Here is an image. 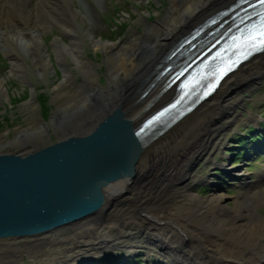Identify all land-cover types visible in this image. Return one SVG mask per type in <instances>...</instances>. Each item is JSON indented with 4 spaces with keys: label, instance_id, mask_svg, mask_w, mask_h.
I'll list each match as a JSON object with an SVG mask.
<instances>
[{
    "label": "bare ground",
    "instance_id": "1",
    "mask_svg": "<svg viewBox=\"0 0 264 264\" xmlns=\"http://www.w3.org/2000/svg\"><path fill=\"white\" fill-rule=\"evenodd\" d=\"M73 1L37 0L33 5L30 0H0L4 23L0 44L6 48V38L13 40L8 50L12 73L29 79L27 57L40 74L54 71L49 45L41 37L54 23L60 34L50 46L64 67L59 83L45 81L52 94L49 116L32 98L34 104L25 105L32 104L38 114L25 126L14 128L11 136V129L5 131L0 137V154L34 153L58 141L84 136L111 112L120 113L135 128L174 93L175 85L165 89L166 76L157 78L162 68L158 64L173 63L181 54L177 51L172 60H165L167 51L195 23L232 0H169L164 11L157 7L142 12L135 27L116 41L95 36L87 16L71 11ZM156 2L161 6V0ZM83 32L90 34L91 55L84 50ZM35 45L41 49L40 61ZM263 77L264 52L240 65L211 97L144 144L133 175L104 187L103 204L96 212L39 239L42 244L53 242V247L43 263L31 247L27 254L32 264H84L102 250L128 244L127 237L139 239L142 234L146 238L140 247L157 253L159 264H264V218L259 212L264 209V178L258 184L242 181L240 195H245L242 199L235 196L231 207L224 203L226 194L205 196L196 190L197 184L211 180V171L193 179L199 165L226 143L227 130L244 103L239 95L251 91ZM0 96L8 97L1 75ZM124 223L135 234L126 235ZM142 223L146 226L138 227ZM115 227L120 228V236L109 238ZM14 240H0L1 260L15 261V256L22 255L23 251L14 249Z\"/></svg>",
    "mask_w": 264,
    "mask_h": 264
},
{
    "label": "water",
    "instance_id": "2",
    "mask_svg": "<svg viewBox=\"0 0 264 264\" xmlns=\"http://www.w3.org/2000/svg\"><path fill=\"white\" fill-rule=\"evenodd\" d=\"M139 150L115 112L84 136L0 154V238L34 236L92 213L106 185L132 175Z\"/></svg>",
    "mask_w": 264,
    "mask_h": 264
},
{
    "label": "rangeland",
    "instance_id": "3",
    "mask_svg": "<svg viewBox=\"0 0 264 264\" xmlns=\"http://www.w3.org/2000/svg\"><path fill=\"white\" fill-rule=\"evenodd\" d=\"M162 4L160 6V4H158L156 2V0H98V3L100 4L99 8H96L95 5H93L92 3H89L87 0H76V8L79 7L82 9V14L87 16V19L89 21V27L90 30L92 32L95 33V36L97 37H101L104 40H109V41H116L119 40L120 38H123L126 34L129 33V31L131 30L130 28H134L135 27V23L137 22V20H139L140 18V14L144 11H146L148 8L153 9V8H157L160 7L162 8V10H165V5L168 4L169 0H161ZM117 4L118 8H122L123 11L120 12V14L122 15L125 11H129L131 10L132 12V16H131V12H130V20H128V23L126 26V24H124L122 27H119L117 30L114 29L115 27V23H116V18L113 17V12H114V5L113 4ZM137 7V11L135 9V7ZM132 7H134L132 9ZM135 9V11H134ZM135 13V14H134ZM126 15V14H124ZM128 17V15H126ZM109 18H112V21L109 20ZM126 18V17H125ZM123 18V19H125ZM60 34L59 29L56 26H52V29H46L45 32L41 33L43 40L45 41L46 44L49 45V50L51 55H54L53 52V48L52 46H50V40L52 39V36L56 37L57 35ZM54 39V38H53ZM52 39V40H53ZM67 39V38H66ZM3 47L0 45V51H2ZM90 50V51H89ZM85 51L88 52V55L93 54V50L91 51V49H87L85 48ZM3 54V52H2ZM6 54V53H5ZM97 54L100 56L99 51L97 52ZM2 55H0V58ZM53 60H56V56L54 55ZM97 59V58H96ZM6 64V63H5ZM5 64H3L0 61V72L2 74V76L6 79V86L9 90V92L12 94V96L16 97V99L18 100V102L16 104H13V106H11L10 108H8L6 111L7 115L10 117V119H4L3 118V111L2 114L0 112V137L4 136L5 131H7V129H11V133L9 134L10 136L13 134V129L16 128L17 126H21L24 125L27 120H31L32 119V115H37L38 114V110L35 111L36 108L30 107L32 104H34V99L33 101L31 100L32 98H34L33 95H37L36 93H40L43 91V95H45L46 93L50 96H52L50 90L48 89V84L47 83H51V80L53 79V82L59 83L60 82V75H62V70L61 74L59 72H57V76L55 75L54 72H52L51 74H47L46 77H30L29 82H31V84H35L34 87H36V92L33 93V91H31V89L27 88L28 87V83L26 81L23 80L22 77H20L17 73L13 74L12 73V66L8 67ZM33 69H31V73ZM103 77V76H102ZM78 80V79H77ZM47 83H46V82ZM264 78L258 81V88L256 90H252L251 92H247L244 90V92L241 93V99L244 101L245 103V107L247 106H259L262 107L264 105V100H262V96H264ZM47 84V85H46ZM237 88V87H236ZM236 88L234 89V92L236 90ZM40 91V92H39ZM32 92V94H31ZM30 97H27L29 96ZM47 94L45 95L44 101H42V105L40 106V110L42 111V113L45 116H49V114L51 113L50 108H52L51 103H52V98L50 99ZM243 97H246V101L245 99H243ZM32 101V104L30 105H25L27 104V102ZM10 102V100H9ZM243 103V104H244ZM10 109V110H9ZM239 112L236 113V117L239 116L240 114V110H238ZM6 113H4L5 117L7 116ZM244 114V111L242 112V116ZM227 134L229 136H231V130H227ZM232 144H234V140L233 137H231L230 143H227L226 145H224V149L220 152V153H214V157L218 160H220L222 158L223 161H225L227 168L229 169H233L234 167H239L242 165V171L245 172V162H239V163H234L236 160L234 158H232L231 160H229L228 158H225V154L227 152H231L232 156H238V150H234L232 149ZM239 153H242V151H240ZM240 157H242V154H240ZM204 171L203 168V164H200L199 167L197 168L196 171L193 172V179L197 178L200 174H202ZM221 176V174H220ZM223 179H216L213 181L219 182L220 185L213 187L212 190L209 191H201L200 194L202 195H210L212 193H217V194H226L227 198L224 201V203L228 206H233L234 202H233V198L235 196H238L240 189H236V190H231V192H227V188L229 189H234L233 188V180H231L228 176H222ZM192 179V180H193ZM249 180V179H248ZM226 181V182H225ZM207 184H199L197 186V188H204L206 187ZM264 208V207H263ZM260 214L262 215V217L264 218V209H259ZM145 236V235H142ZM120 250L126 251L128 252L129 250L127 248H123V247H117ZM43 251H46L45 249H40V250H36V253L38 255V259L42 260L43 256ZM57 253V252H55ZM40 254V255H39ZM145 258V256H144ZM149 258L151 259H155L156 255H151ZM13 259H15V261L12 260H8V261H3L0 260V264H32V257L27 256L26 251H23V254L21 255V257L19 256H15ZM76 263V262H75Z\"/></svg>",
    "mask_w": 264,
    "mask_h": 264
},
{
    "label": "snow or ice",
    "instance_id": "4",
    "mask_svg": "<svg viewBox=\"0 0 264 264\" xmlns=\"http://www.w3.org/2000/svg\"><path fill=\"white\" fill-rule=\"evenodd\" d=\"M261 2L264 3V0H261ZM258 35L264 36V33H259ZM250 39L255 41L256 40V36H250ZM259 43L264 44V40L259 41ZM252 47L255 48L256 47V44L254 43L252 45Z\"/></svg>",
    "mask_w": 264,
    "mask_h": 264
}]
</instances>
